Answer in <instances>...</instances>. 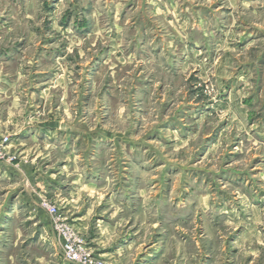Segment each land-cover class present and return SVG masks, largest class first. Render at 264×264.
<instances>
[{"label":"rangeland","instance_id":"1","mask_svg":"<svg viewBox=\"0 0 264 264\" xmlns=\"http://www.w3.org/2000/svg\"><path fill=\"white\" fill-rule=\"evenodd\" d=\"M0 71L20 107L86 126L54 149L0 129V264H71L42 200L115 264L32 179L72 149L123 264H264V0H0Z\"/></svg>","mask_w":264,"mask_h":264},{"label":"crops","instance_id":"2","mask_svg":"<svg viewBox=\"0 0 264 264\" xmlns=\"http://www.w3.org/2000/svg\"><path fill=\"white\" fill-rule=\"evenodd\" d=\"M15 83L16 80L0 71V129L5 128L6 134L12 137L13 146H20L23 140L31 139L51 149L73 148L81 139L85 140L86 126L80 119L73 122L64 118L56 120L55 116L49 115V110L46 117L40 118L37 112L35 115L32 110L28 111L20 107L19 92L14 90ZM80 110H78L79 113ZM8 125L11 128H7ZM82 158L83 155L74 152L73 149L67 150L60 158L51 157L49 153L36 154L29 163L32 179L35 184H42L41 187H44L45 193L49 191L53 194L51 197L60 202V207L77 225L80 232L89 234L90 225L94 226L96 232L93 237L92 235L89 237L95 250L99 251V255H106L107 250H111V254L116 258L115 264H123L132 238L127 234L118 240L111 241V246H106L109 243V224L99 218L101 216L95 211L102 202L104 183L100 179L96 166L83 165ZM38 159H45L41 167ZM35 160L36 164H34ZM112 194L111 192L109 199ZM104 234L108 237L106 238ZM153 253L149 251L140 257L145 260ZM130 264H146V262L131 261Z\"/></svg>","mask_w":264,"mask_h":264},{"label":"built area","instance_id":"3","mask_svg":"<svg viewBox=\"0 0 264 264\" xmlns=\"http://www.w3.org/2000/svg\"><path fill=\"white\" fill-rule=\"evenodd\" d=\"M9 137H0V158L5 155V148L9 142ZM41 207L53 218L54 230L61 240L62 255L65 261L71 264H107L102 258L95 257L91 251L85 247L75 231L70 229L63 221L56 217L57 207L46 200L41 201Z\"/></svg>","mask_w":264,"mask_h":264}]
</instances>
